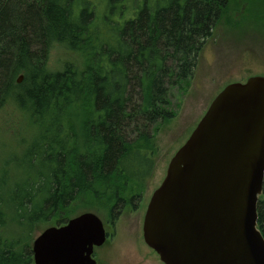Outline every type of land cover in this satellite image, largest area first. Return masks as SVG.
I'll list each match as a JSON object with an SVG mask.
<instances>
[{"label":"trees","instance_id":"16d2710c","mask_svg":"<svg viewBox=\"0 0 264 264\" xmlns=\"http://www.w3.org/2000/svg\"><path fill=\"white\" fill-rule=\"evenodd\" d=\"M236 1L141 0L124 18L125 5L116 17L97 14L90 0H0V111L13 104L40 125L26 158L40 157L43 167L28 181V198L10 193L6 203L0 194V219L8 204L22 225L28 213L31 228L52 219L63 226L66 212L101 208L114 216L126 193H142L156 129L175 117L172 91L194 75ZM55 47L80 55L83 65L51 70ZM258 218L264 236V185ZM4 239L0 264H34L31 247Z\"/></svg>","mask_w":264,"mask_h":264},{"label":"water","instance_id":"95a60500","mask_svg":"<svg viewBox=\"0 0 264 264\" xmlns=\"http://www.w3.org/2000/svg\"><path fill=\"white\" fill-rule=\"evenodd\" d=\"M263 185L264 78L255 77L227 86L174 155L144 241L163 264H264ZM106 240L100 217L83 213L35 239L34 264H97L94 249Z\"/></svg>","mask_w":264,"mask_h":264},{"label":"rangeland","instance_id":"374dc122","mask_svg":"<svg viewBox=\"0 0 264 264\" xmlns=\"http://www.w3.org/2000/svg\"><path fill=\"white\" fill-rule=\"evenodd\" d=\"M97 14L116 16L125 5L121 17L132 16L141 0H90ZM122 5V6H121ZM114 7V8H113ZM114 9V11L112 10ZM113 12V14L111 13ZM117 17V16H116ZM67 63L83 65V58L63 47H55L48 59L53 71H62ZM264 78V2L238 0L231 4L212 36L199 54L194 75L172 91L171 109L175 117L159 125L154 135L155 168L143 190L138 208L119 209L115 215L107 209L88 211L78 208L73 219L83 213H96L109 233L104 246L95 249L97 264H163L159 255L144 241L143 225L154 192L163 183L174 155L189 140L213 100L229 85ZM50 127V120H46ZM40 125L13 104L0 111V194L7 203L11 194L28 198L29 183L35 181L43 168L40 157L26 158L27 150L40 136ZM46 173L48 171L46 170ZM11 193V194H10ZM6 211L0 219V237L20 242V248L33 243L45 230L59 226L56 219L22 225L15 209ZM137 205V204H136Z\"/></svg>","mask_w":264,"mask_h":264},{"label":"flooded vegetation","instance_id":"af4514ba","mask_svg":"<svg viewBox=\"0 0 264 264\" xmlns=\"http://www.w3.org/2000/svg\"><path fill=\"white\" fill-rule=\"evenodd\" d=\"M155 166V164H154ZM155 168V167H154ZM154 168H151L150 170H148L147 172H150V175L149 177L147 178V182L146 184L148 183L149 179L152 177V174H153V171H154ZM143 174L146 173V170L142 172ZM145 184V186H146ZM145 186H143V190L145 188ZM137 190V189H136ZM143 190H142V193L140 191H136L134 194L132 195H129L128 193H126V201L124 202V204L121 206L120 210L121 209H125L129 206H134V208H138L139 207V203L142 201V198H143ZM151 201V200H150ZM137 204V205H136ZM150 204V203H149ZM149 206V205H148ZM119 210V211H120ZM147 212V211H146ZM106 231V229H105ZM106 234H107V239L109 238V233H107L106 231ZM107 241V240H106ZM106 243V242H105ZM104 246V245H103ZM102 247V246H101ZM97 248H100V247H97ZM96 249V248H95ZM95 249H94V254H93V258L95 257Z\"/></svg>","mask_w":264,"mask_h":264}]
</instances>
